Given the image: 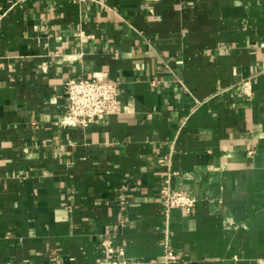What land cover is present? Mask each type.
I'll use <instances>...</instances> for the list:
<instances>
[{
    "label": "crops",
    "instance_id": "crops-1",
    "mask_svg": "<svg viewBox=\"0 0 264 264\" xmlns=\"http://www.w3.org/2000/svg\"><path fill=\"white\" fill-rule=\"evenodd\" d=\"M260 43L264 0H0V264H264ZM93 72L117 112L54 124Z\"/></svg>",
    "mask_w": 264,
    "mask_h": 264
},
{
    "label": "built area",
    "instance_id": "built-area-1",
    "mask_svg": "<svg viewBox=\"0 0 264 264\" xmlns=\"http://www.w3.org/2000/svg\"><path fill=\"white\" fill-rule=\"evenodd\" d=\"M259 46L264 48V43ZM260 69L264 71V52L260 60ZM120 82L110 80L102 74L90 73L84 78H68L64 82V88L67 93V108L65 112L59 115L54 124L67 126L88 127L103 117L115 114L118 110V88ZM238 87L247 95H252V85L250 80L242 81ZM163 194V203L165 216L168 219L171 210L174 208L183 209L186 213L190 212L196 203V198L183 190H172L168 186L161 190ZM102 252L106 254L122 255V250H115L109 240H103L101 244ZM175 255L172 252H166L164 260L172 261ZM116 264V262H112Z\"/></svg>",
    "mask_w": 264,
    "mask_h": 264
}]
</instances>
